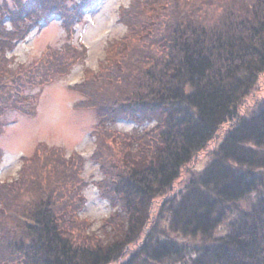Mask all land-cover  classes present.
Masks as SVG:
<instances>
[{"label":"trees","instance_id":"obj_1","mask_svg":"<svg viewBox=\"0 0 264 264\" xmlns=\"http://www.w3.org/2000/svg\"><path fill=\"white\" fill-rule=\"evenodd\" d=\"M79 1L72 12L67 0H15L0 12V110L85 58L73 43L32 68L8 56L54 15L73 38L98 2ZM170 2L123 7L127 34L73 86L85 97L79 107L99 118L91 158L104 174L97 186L118 207L105 224L116 236L104 228V242L81 226L84 156L40 143L16 179L0 182V264H264V95L242 106L264 74V0H206L193 14L177 6L186 0ZM123 120L131 132L110 128Z\"/></svg>","mask_w":264,"mask_h":264},{"label":"rangeland","instance_id":"obj_2","mask_svg":"<svg viewBox=\"0 0 264 264\" xmlns=\"http://www.w3.org/2000/svg\"><path fill=\"white\" fill-rule=\"evenodd\" d=\"M14 1L0 0L1 14L6 17L8 8L14 7ZM21 1L27 3L32 0ZM67 1H69L66 6L68 12L73 11L76 6L75 1L80 2L79 0ZM132 1L98 0L82 16V19L77 21L75 36L70 39L64 28L65 19L61 15H54L39 27L32 29L8 51V56L14 60V68H32L50 48H61L65 43H73L86 56L68 73L56 76L41 88L25 91V96H32L28 102L16 104L14 101H8L0 110V182L16 179L23 166V158L32 156L40 143L56 149L61 148L67 156L75 153L83 155L85 159L78 173L84 182L82 191L85 195V203L79 213L81 226L85 233L97 234L104 242L109 241L113 234L116 236L117 229L114 230L105 224L118 207H115L110 199L105 198L97 186L98 181L100 182L104 177L103 171L91 158L95 150L94 133L98 130L99 124L97 112L93 109L79 107V102L85 97L73 86L86 79L87 69L98 72L105 60L109 58L111 44L127 34L128 28L120 21V11ZM205 1L186 0L177 6L187 3L193 14V7L199 9L201 3ZM176 3L178 0H171L170 6L174 8ZM65 4L62 3L63 6ZM263 95L264 74L258 88L244 100L243 108L253 105ZM5 99V97L2 98V100ZM30 105L33 106L34 115L27 114ZM134 127L133 122L126 120L118 121L110 126L112 130L122 134L131 132ZM208 158L209 151H203L197 156L194 164L200 169L207 164ZM189 175L191 174H187L186 177ZM165 198H159L156 201L155 212L159 210ZM8 228L12 230V226ZM104 228L110 231L112 237L106 235ZM73 231L77 233L79 229L75 228Z\"/></svg>","mask_w":264,"mask_h":264}]
</instances>
